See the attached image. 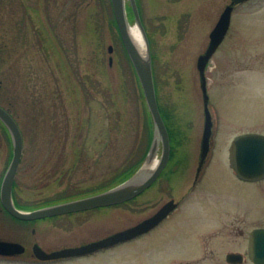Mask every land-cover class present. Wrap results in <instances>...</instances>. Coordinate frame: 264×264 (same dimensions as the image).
I'll return each instance as SVG.
<instances>
[{
  "label": "rangeland",
  "instance_id": "1",
  "mask_svg": "<svg viewBox=\"0 0 264 264\" xmlns=\"http://www.w3.org/2000/svg\"><path fill=\"white\" fill-rule=\"evenodd\" d=\"M68 1L23 0L22 8L19 0H0V105L23 134L14 196L24 210L122 183L143 165L154 137L111 0ZM230 2L138 0L172 159L150 188L122 204L31 223L0 211V237L28 250L0 264H231L226 253L247 255L250 230L264 226V179H240L229 149L239 134L264 135V0L235 6L226 38L208 63L215 135L193 187L204 123L197 60ZM127 11L135 25L128 0ZM12 154L11 134L0 120V183ZM133 163L138 166L126 176ZM171 198L179 207L132 240L80 257H31L34 241L46 250L86 244L134 226ZM221 221L227 225L214 227Z\"/></svg>",
  "mask_w": 264,
  "mask_h": 264
},
{
  "label": "water",
  "instance_id": "2",
  "mask_svg": "<svg viewBox=\"0 0 264 264\" xmlns=\"http://www.w3.org/2000/svg\"><path fill=\"white\" fill-rule=\"evenodd\" d=\"M111 1L123 43L140 80L153 120L154 137L146 160L131 177L102 192L31 210L20 209L15 205L13 199V184L23 154V134L15 118L7 109L0 105V120L8 128L13 142V156L4 175L0 195L4 207L17 218L24 220L41 219L128 201L151 186L160 176L170 159V135L158 103L150 44L137 2L136 0H129L135 17V25H132L128 17L127 0ZM244 1L246 0H231V3L225 7L217 24L210 33V41L206 50L199 55L197 60L204 106V127L200 143L198 173L207 161L214 135V119L209 107L210 96L206 68L229 30L234 5ZM131 26L139 28L145 43L144 52L139 49L133 40L130 33ZM112 51L113 46L110 45L109 52ZM112 61L113 58L110 57V63ZM160 147L162 150L159 157ZM156 157H158V162L150 170L149 166ZM229 160L230 166L240 179L245 181L264 179V135L256 132H246L237 135L230 145ZM176 206L177 203L171 200L164 204L154 215L136 225L79 246L64 247L47 252L36 244L34 246L35 256L41 260H58L84 256L115 246L149 232L165 219ZM24 250V246L18 242L0 239V255H15L24 252ZM248 257L255 264H264V227L252 230L249 238ZM227 260L232 263H239L244 258L243 254L239 252H231L228 254Z\"/></svg>",
  "mask_w": 264,
  "mask_h": 264
},
{
  "label": "flooded vegetation",
  "instance_id": "3",
  "mask_svg": "<svg viewBox=\"0 0 264 264\" xmlns=\"http://www.w3.org/2000/svg\"><path fill=\"white\" fill-rule=\"evenodd\" d=\"M21 1H23V0H19V4L22 6V8L24 7V5L21 3ZM40 1V0H39ZM50 1V0H49ZM56 0H52V2L54 3ZM65 1H67V0H65ZM70 1V0H69ZM68 1V2H69ZM231 1V0H230ZM249 1H251V0H249ZM129 3H130V1H128ZM136 2H137V5H138V8H139V3H138V0H136ZM67 3V2H66ZM65 3V4H66ZM40 5V2H38V4H37V6H39ZM130 5H131V3H130ZM66 6V5H65ZM131 7V6H130ZM133 10V9H132ZM140 10V9H139ZM68 11V10H67ZM65 13H66V11H65ZM75 13V12H74ZM73 13V14H74ZM67 14V15H66ZM66 14H64V16L66 17V16H68V17H71L72 16V13H71V11H69V12H67ZM171 159H172V157H171ZM22 160V159H21ZM207 162H208V159H207V161H206V163L204 164V166H203V168H202V170L198 173V166H199V158H198V163H197V167H196V173H195V176H194V181H193V187L195 188L196 187V185L198 184V182H199V180L201 179V177H202V175H203V172H204V170H205V168H206V165H207ZM20 164H21V161H20ZM19 167H20V165H19ZM164 172V171H163ZM162 172V173H163ZM162 175V174H161ZM161 175H160V177H161ZM159 177V178H160ZM3 180V179H2ZM158 180V179H157ZM156 182V181H155ZM154 182V183H155ZM15 184H16V179H15V182H14V186H13V197H14V201H15V205L18 207V208H21L20 206H19V204L16 202V199H15V196H14V189H15ZM1 185H2V181H1V183H0V191H1ZM171 199H175V198H171ZM176 200V199H175ZM177 203H178V207H179V202L178 201H176ZM46 205H50V204H45V205H43V206H46ZM40 207H42V206H40ZM177 207V208H178ZM39 208V207H38ZM95 209V208H94ZM90 210H93V209H90ZM0 211H2V213L4 212V214H6V215H8V216H10L12 219H14V220H16V221H20V222H24V223H31V222H35V221H38V220H43V219H49V218H54V217H47V218H42V219H36V220H22V219H18V218H16V217H14L12 214H10L6 209H5V207H4V205H3V202H2V200H1V195H0ZM70 214H72V213H70ZM227 221V220H226ZM226 221H221V222H217V224H216V226H214V227H218V226H221V225H227V222ZM257 227H264V226H255V227H252V229L250 230V232H249V234H248V240H249V237H250V234H251V231L254 229V228H257ZM32 232L33 233H35L36 232V229L35 228H33L32 229ZM241 235L243 234V230L242 229H240V232H239ZM0 239H5V238H1L0 237ZM7 240V239H6ZM17 242H19V243H21L22 245H24L25 246V251L23 252V253H20V254H15V255H11V256H5V255H0V260H3V259H7V258H9V259H11V258H14V257H19V256H21V255H23L24 253H26L28 250H27V246L24 244V243H22V242H20V241H17ZM36 244H38L39 246H41V244L40 243H38L37 241H34V243H33V245H32V253H31V257L32 258H35L37 261H41V262H48V261H42V260H39V259H37L36 258V256H35V254H34V246L36 245ZM42 247V246H41ZM43 249H45L44 247H42ZM46 250V249H45ZM47 252H50V251H52V250H46ZM229 253V252H228ZM228 253H226V255H225V260L227 261V256H228ZM243 255H244V253H243ZM247 259V257H245V255H244V261ZM228 262V261H227ZM232 264V263H231ZM233 264H235V263H233Z\"/></svg>",
  "mask_w": 264,
  "mask_h": 264
},
{
  "label": "bare ground",
  "instance_id": "4",
  "mask_svg": "<svg viewBox=\"0 0 264 264\" xmlns=\"http://www.w3.org/2000/svg\"><path fill=\"white\" fill-rule=\"evenodd\" d=\"M130 33H131L133 40L135 41V43L139 47V49L144 52L145 51V43L143 41V38H142V35H141L139 28H137L136 26H131ZM157 162H158V157H156L153 160V162L149 166V169L151 170L156 165Z\"/></svg>",
  "mask_w": 264,
  "mask_h": 264
},
{
  "label": "trees",
  "instance_id": "5",
  "mask_svg": "<svg viewBox=\"0 0 264 264\" xmlns=\"http://www.w3.org/2000/svg\"><path fill=\"white\" fill-rule=\"evenodd\" d=\"M142 161V159H138V161H135V163H138L140 164V162ZM135 163L132 164V166L129 165V167L127 166V168L123 171V173L126 175V176H130L131 173H133L134 169L138 166V164L136 165ZM134 168V169H133ZM125 176V177H126ZM124 177V178H125Z\"/></svg>",
  "mask_w": 264,
  "mask_h": 264
}]
</instances>
